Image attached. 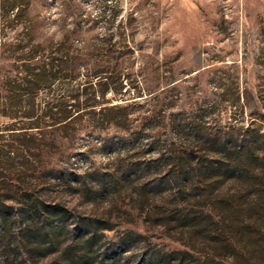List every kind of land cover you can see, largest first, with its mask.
Wrapping results in <instances>:
<instances>
[{
	"label": "rangeland",
	"instance_id": "1",
	"mask_svg": "<svg viewBox=\"0 0 264 264\" xmlns=\"http://www.w3.org/2000/svg\"><path fill=\"white\" fill-rule=\"evenodd\" d=\"M257 130L264 0H0V264H264Z\"/></svg>",
	"mask_w": 264,
	"mask_h": 264
},
{
	"label": "trees",
	"instance_id": "2",
	"mask_svg": "<svg viewBox=\"0 0 264 264\" xmlns=\"http://www.w3.org/2000/svg\"><path fill=\"white\" fill-rule=\"evenodd\" d=\"M51 44L55 46L54 47L49 46L47 48L46 47L41 48V46H37L35 48L30 49L29 52H27L26 56H24L27 58H23L25 62L18 68V69L20 68L22 69L21 71H19V73H25V76L19 79V80H22V83L18 82L19 80L13 81L18 84L17 87H21L24 82L27 86H33V87L37 86V83L40 81H48L49 83H53L58 77H60L63 74V71L65 70V67L67 64L66 57H68V55L65 52V47H64L65 43L63 41V42H53ZM41 54H44V55L42 56ZM39 57H45V61H43L42 63L30 62ZM60 113L65 114V116H67L66 114L67 112L61 111ZM254 125H255L254 122L251 123L247 131H251V128ZM261 138L264 139V132L262 130H257L254 140L258 141ZM258 153L259 154H257V157L260 159H263L264 150ZM249 155L250 154H247V153L244 154V152H242L240 153L239 158H237L240 164L243 165L238 168L239 169L238 171L241 174L249 172L248 170H246V167H248V165H251V163H253V159H251L250 158L251 156ZM259 176H262V175H259ZM26 196L29 198H32L31 195H26ZM29 203L31 204L29 205ZM25 204L27 205V207L21 210L20 213L25 214L28 220L30 219L33 220L35 217H40L42 215H48V214L53 215L54 213L58 212L57 207H53L52 210H49L47 209L46 206L42 207L41 203L37 201L34 202L33 200L32 202L27 201L25 202ZM6 223H7V218L5 217L2 222L1 227L5 228Z\"/></svg>",
	"mask_w": 264,
	"mask_h": 264
},
{
	"label": "built area",
	"instance_id": "3",
	"mask_svg": "<svg viewBox=\"0 0 264 264\" xmlns=\"http://www.w3.org/2000/svg\"><path fill=\"white\" fill-rule=\"evenodd\" d=\"M228 1H230V0H228Z\"/></svg>",
	"mask_w": 264,
	"mask_h": 264
}]
</instances>
